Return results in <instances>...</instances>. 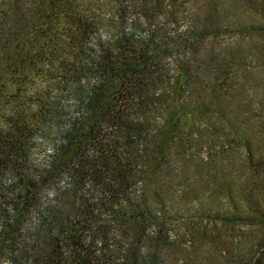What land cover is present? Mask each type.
I'll list each match as a JSON object with an SVG mask.
<instances>
[{
    "label": "trees",
    "instance_id": "obj_1",
    "mask_svg": "<svg viewBox=\"0 0 264 264\" xmlns=\"http://www.w3.org/2000/svg\"><path fill=\"white\" fill-rule=\"evenodd\" d=\"M238 2L263 31L264 0L190 2L172 34L156 16L173 0H0V264H264V75L250 100L241 74L264 47L216 43ZM65 172L78 191L52 209Z\"/></svg>",
    "mask_w": 264,
    "mask_h": 264
},
{
    "label": "rangeland",
    "instance_id": "obj_2",
    "mask_svg": "<svg viewBox=\"0 0 264 264\" xmlns=\"http://www.w3.org/2000/svg\"><path fill=\"white\" fill-rule=\"evenodd\" d=\"M193 1L197 0H173L174 5L176 4V7H170L167 9L173 10L174 9V14H169L163 12L159 13L156 17V23L158 24L159 27H164L166 31L170 34L174 33V30L177 28L184 30L186 27L189 25V13L188 9L190 7L189 3L191 2L193 4ZM178 7V8H177ZM234 14L235 16H239V19H237V22L232 26L234 27L233 29L229 30L226 33H223L218 40L216 39V43H230V44H241L246 47L250 46H255L257 44L263 45L264 47V29L263 31H251L250 29H243L242 27H246L244 22H247L249 20L248 15V10L245 9L242 5L241 2H238L235 4L234 7ZM247 17V18H246ZM127 18L129 20L132 19H140L139 22L136 23V27H147L145 24L142 23L144 19L142 18V15L140 16L139 11H133L130 10V13H128ZM258 24V23H257ZM251 27V25L249 26ZM110 31V29L106 28L104 31ZM166 60H170L169 57H166ZM247 69V73L250 72V77L247 79L242 80V84H245L246 89L249 90V98L251 100H257L259 96L261 95V90L257 88L256 83L257 80L264 75V66L262 65V62H258L253 60L250 63L246 64V68H243L241 71V74H243V70ZM239 73V70H238ZM62 108L64 110L63 115L65 116L66 119L71 118L75 116L78 113L77 107H76V102L74 100V97H67L64 99L62 102ZM59 121L56 120L52 122L51 125V134L49 138H43L39 139L40 147H36L34 149L33 157L32 160L36 164H43L47 163L49 160L50 156L55 149V144L56 142H59L61 140L62 136H58V133L64 132L67 127L69 126V121L61 122L58 123ZM238 153V152H237ZM58 179V178H57ZM77 187H73V179L70 178L69 174L65 172L62 174V176L56 181V183H52L50 186L46 187L43 189L42 193L40 196L45 200V201H51L50 205L52 206V209H55L56 206L63 204L64 198H67V195L74 193L78 190H76ZM81 194L84 193L83 190H80ZM69 198V197H68ZM50 199V200H49ZM47 207V206H46ZM46 208L42 214V217L49 216L51 210ZM48 214V215H47ZM39 215H33L32 221L33 223H38ZM105 217L104 215L101 216V218ZM107 218V217H106ZM36 225L37 229L39 228V225ZM182 225V226H181ZM183 224L177 223L175 225V229L173 230L174 234H184L183 232ZM255 229H250V228H245L243 226H239L236 228V230L233 231V234L236 236H245V235H250L255 233ZM107 232V234H105ZM172 232V233H173ZM178 232V233H177ZM105 233L103 231H99L98 233L95 234L96 238L98 239V245H101L103 242L102 237L108 238V243L110 246L114 247L118 245V234H120L117 229L114 228H109L105 229ZM172 234V235H174ZM120 240V239H119ZM184 241L186 242L187 239L184 238ZM225 246V245H224ZM1 264H14L12 260L7 257L3 259Z\"/></svg>",
    "mask_w": 264,
    "mask_h": 264
}]
</instances>
